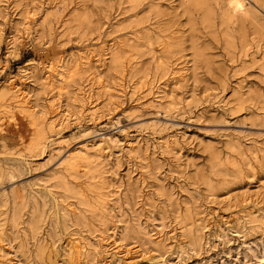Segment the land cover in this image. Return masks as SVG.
<instances>
[{
	"label": "rangeland",
	"instance_id": "obj_1",
	"mask_svg": "<svg viewBox=\"0 0 264 264\" xmlns=\"http://www.w3.org/2000/svg\"><path fill=\"white\" fill-rule=\"evenodd\" d=\"M244 3L0 0V264H264V0ZM102 138L98 167L61 163Z\"/></svg>",
	"mask_w": 264,
	"mask_h": 264
},
{
	"label": "bare ground",
	"instance_id": "obj_2",
	"mask_svg": "<svg viewBox=\"0 0 264 264\" xmlns=\"http://www.w3.org/2000/svg\"><path fill=\"white\" fill-rule=\"evenodd\" d=\"M256 1L259 2V0H256ZM205 3H206V0H192V5L195 6V7H201ZM225 5H227V8H228L229 12H231L233 14L238 15V14H241V13L245 12L246 5L244 3V0H225ZM205 13H208V12L206 11ZM59 75L63 79V76L61 74H59ZM8 79H9V77H8ZM4 90L7 91V93H10L12 95V99L15 102V104H16V106H17L19 111H21L22 113H26L27 116H29V117L33 116L32 114H30L32 112L29 111V107H28L27 102H26V96H25L24 92L22 91V88L17 86V83H15V81L13 79L9 80V82L6 85V87L4 88ZM160 100H162V99H157L158 102ZM3 111H4V109L0 113H2ZM54 121H55V119L49 121L48 124H49L50 127L54 126ZM105 140H107V139L102 138V140H99L98 142L96 141L97 143L96 142L95 143L92 142L93 144H90V145L85 144L83 146V150L82 151L70 154L61 163L64 164V166H69L70 168L76 167L77 169L81 168V167H89V166H95V165L98 167V164H100V162L97 163L95 159L92 160L93 158H92L91 154L93 153L97 157V159L100 160L102 155H103V153L106 150V146H105L106 141ZM110 141H111V139H110ZM99 188H104V187H102L100 185ZM105 205L106 204L104 202L101 205L103 207L102 208L103 210L105 209ZM79 246H80V244L76 243L75 245H73V248L78 249Z\"/></svg>",
	"mask_w": 264,
	"mask_h": 264
}]
</instances>
